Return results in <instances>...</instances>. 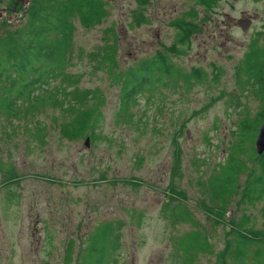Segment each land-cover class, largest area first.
I'll return each instance as SVG.
<instances>
[{
    "label": "rangeland",
    "instance_id": "374dc122",
    "mask_svg": "<svg viewBox=\"0 0 264 264\" xmlns=\"http://www.w3.org/2000/svg\"><path fill=\"white\" fill-rule=\"evenodd\" d=\"M16 1L0 0L7 8L0 35L31 0L11 10ZM93 1L108 15L91 26L72 18L65 61L34 94L46 100L35 109L21 101L8 113L0 108V264H64L69 240L71 264H83L109 221L119 245L108 264H214L243 216L264 235L263 200L219 197L207 185L230 155L252 166L256 154L264 0ZM192 9L199 28L172 54L182 31L175 23ZM140 10L146 21L137 25ZM240 18L251 19L247 28ZM159 52L184 74L200 69V78L164 76L119 106L118 77ZM96 103L102 118L84 135L77 109ZM192 232L205 238L202 248L186 245Z\"/></svg>",
    "mask_w": 264,
    "mask_h": 264
},
{
    "label": "trees",
    "instance_id": "16d2710c",
    "mask_svg": "<svg viewBox=\"0 0 264 264\" xmlns=\"http://www.w3.org/2000/svg\"><path fill=\"white\" fill-rule=\"evenodd\" d=\"M205 5H209L206 0ZM17 10V9H16ZM195 10L186 14L188 19L180 18L175 25L180 31L175 41L168 47L172 54L182 53L179 49L189 41L190 36L199 26L194 23ZM107 9H102V3L93 0H31L19 24L0 35V108L8 113L16 108V102L30 104V109L37 108L43 96L34 98L35 91L56 76L65 61L66 35L74 28L72 18L78 16L83 26H91L107 16ZM137 25L146 21L143 10L134 15ZM181 72L185 81L200 78L202 71L194 69L185 73L165 53H156L151 58L139 60L118 77L119 106L128 107L129 103L149 90L157 83H163L164 76H172ZM264 75L263 72H261ZM263 76L261 88L264 90ZM79 94L83 95L82 92ZM50 98L57 97L56 92L49 93ZM33 98L34 101H31ZM79 99H83L80 96ZM80 100V103L82 101ZM63 104V103H62ZM75 105L67 104L66 107ZM100 103L77 109L80 118V132L94 128L102 118ZM71 109L73 107H70ZM79 132V133H80ZM78 133V134H79ZM96 139V134L89 133ZM252 166L243 160L230 155L221 171L212 175L207 185L211 193L226 197L239 192L240 201L254 203L264 201V152L257 156L251 155ZM245 178L239 183L241 175ZM223 205L220 209L223 210ZM248 219L243 216L234 228L228 232L229 237L223 247L216 252L214 264H264V235L260 231L246 228ZM111 221L105 223L100 233H95V249L86 252L83 264H108L112 258L113 249L119 245V239L112 233ZM246 228L245 233L240 229ZM252 233V234H251ZM204 237V236H203ZM205 238H200L198 232L190 233L185 243L189 247L202 248ZM73 242L69 240L65 250L64 264H71ZM84 255V254H83Z\"/></svg>",
    "mask_w": 264,
    "mask_h": 264
},
{
    "label": "water",
    "instance_id": "95a60500",
    "mask_svg": "<svg viewBox=\"0 0 264 264\" xmlns=\"http://www.w3.org/2000/svg\"><path fill=\"white\" fill-rule=\"evenodd\" d=\"M19 1L20 0H17L15 2L14 6L11 8V10L15 9V7L18 4ZM4 10H7V8H4V9L0 10V16L3 14ZM250 21H251L250 18H240V19H238V25L241 28H247L249 23H250ZM88 141H89V137L86 138V144L88 143ZM254 144H255V152L259 156L260 154H262L264 152V117H263V119H262V121L260 123V126H259V129H258L256 138H255Z\"/></svg>",
    "mask_w": 264,
    "mask_h": 264
}]
</instances>
